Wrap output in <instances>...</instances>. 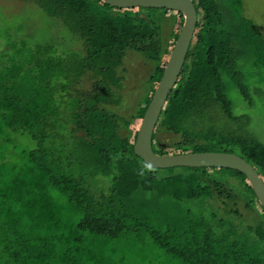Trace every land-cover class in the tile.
<instances>
[{"label":"trees","instance_id":"trees-1","mask_svg":"<svg viewBox=\"0 0 264 264\" xmlns=\"http://www.w3.org/2000/svg\"><path fill=\"white\" fill-rule=\"evenodd\" d=\"M28 1L57 18L81 49L50 40L0 49V138L17 133L33 142L24 154L31 178L17 176L9 196L23 209L12 211L8 201L0 221V264H130L116 244L146 240L184 264H264V207L243 172L152 168L134 150L182 13L103 0ZM194 2L197 29L153 148L237 153L264 179V140L232 97L237 91L254 107L264 96V31L242 0ZM132 51L150 67L149 86L125 105ZM166 133L177 139L165 143Z\"/></svg>","mask_w":264,"mask_h":264},{"label":"rangeland","instance_id":"rangeland-1","mask_svg":"<svg viewBox=\"0 0 264 264\" xmlns=\"http://www.w3.org/2000/svg\"><path fill=\"white\" fill-rule=\"evenodd\" d=\"M245 13L253 19L257 25L264 31V0H242ZM57 18L48 16L41 7L34 1L28 0H0V49L8 50L7 44L11 41L26 42L31 46L39 42H57L60 49H69L70 46L77 50L81 49L79 43L77 46L67 35L60 25ZM57 22V24H56ZM63 34V35H62ZM65 36V37H64ZM54 37V38H53ZM129 56L132 57L129 70L128 87L130 96L125 97V105H130L136 96L142 99L148 92V74L150 67L142 61V54L132 51ZM127 61V59H126ZM152 65V64H151ZM135 66V67H134ZM153 66V65H152ZM232 97L237 105L236 111L239 113H249L252 117L251 129L264 140V96H255V106L249 107L242 99L237 91L232 92ZM136 105L131 106L134 111ZM137 109V108H136ZM1 131V129H0ZM5 131H8L5 129ZM11 136L15 133L8 131ZM177 139L176 136L166 133L164 136L165 143H173ZM33 142L24 135L15 134L10 141H4L0 138V221H6L8 218L6 212V203L10 205V209L19 212L23 209L22 202H11L9 196L12 192H16L14 179L22 175L24 178H31V174L26 173L25 151L32 146ZM199 152V151H197ZM17 198V197H16ZM23 198V197H21ZM254 217L248 218V223L253 222ZM244 224V223H243ZM242 224V225H243ZM123 241V239L121 238ZM118 242L116 246L127 252L129 258L132 259L130 264H184L180 259L173 258L169 253L158 248L151 240L145 243L128 244ZM99 247H104L103 240L97 242Z\"/></svg>","mask_w":264,"mask_h":264},{"label":"water","instance_id":"water-1","mask_svg":"<svg viewBox=\"0 0 264 264\" xmlns=\"http://www.w3.org/2000/svg\"><path fill=\"white\" fill-rule=\"evenodd\" d=\"M120 8H165L182 13L184 22L168 58L163 76L158 83L150 104L142 118L135 153L152 168L172 169L174 167H223L243 172L257 198L264 207V179L254 166L237 153L220 151H199L176 154H160L153 148V134L162 109L174 88L187 58L199 19L194 0H103Z\"/></svg>","mask_w":264,"mask_h":264}]
</instances>
